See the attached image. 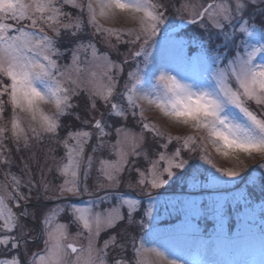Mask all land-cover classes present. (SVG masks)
<instances>
[{"label": "snow or ice", "instance_id": "snow-or-ice-1", "mask_svg": "<svg viewBox=\"0 0 264 264\" xmlns=\"http://www.w3.org/2000/svg\"><path fill=\"white\" fill-rule=\"evenodd\" d=\"M256 13L264 17V0H0V120L11 113L10 129L0 126V264H149L150 255L167 264H264V218L257 225L240 211L251 201L243 188L229 191L240 182L239 168L217 167L206 148L237 164L264 158V26L256 25ZM117 14L138 27L98 22ZM186 25H198L205 36L183 35ZM213 32L224 49L233 45L232 57L221 45L209 46ZM65 36L70 46L62 50ZM82 51L91 56L84 62L100 70L87 79ZM112 52L122 60H112ZM65 56L69 63L61 66ZM142 103L203 135L165 137L144 119ZM64 117L77 126L65 125ZM9 140L17 153H29L21 158L26 180L11 172ZM197 151L199 163L190 165ZM53 171L58 183L47 179ZM176 182L185 190L154 194ZM233 216L237 231L229 232ZM201 221L214 224L207 238ZM118 225L136 232L111 231ZM257 226L260 258L250 261L238 242ZM37 241L42 247L30 251Z\"/></svg>", "mask_w": 264, "mask_h": 264}, {"label": "rangeland", "instance_id": "rangeland-1", "mask_svg": "<svg viewBox=\"0 0 264 264\" xmlns=\"http://www.w3.org/2000/svg\"><path fill=\"white\" fill-rule=\"evenodd\" d=\"M197 2H202V0H190V3H197ZM251 12L252 10L249 9ZM263 18V19H262ZM171 20H176V15L174 12H172L170 16ZM98 22L101 24L104 28H111V29H118V30H129V29H136L138 27V24L135 21H132L127 18L126 14H117L115 18L105 20L103 18L98 17ZM255 23L257 26H264V17L259 15L258 13L255 14ZM194 26V27H193ZM186 31L182 32L183 35L186 36H191L194 38H203L205 36V33L201 31L198 25H186ZM91 31V29H89ZM217 41H221L220 36H218L215 32L212 33L211 35V41H210V47L215 48L217 45H221V51L226 53V57L230 58L232 57L235 52H234V47L233 45H228L227 49L223 48V42L221 41L220 43H217ZM113 43H115V39L113 38ZM61 49L63 50L66 48L65 46H60ZM69 47V46H67ZM98 47L100 48L101 51H107V49L104 48V45L102 43H98ZM120 50L123 52L125 50L124 45H120ZM194 51V49H193ZM115 59L113 58V55L111 54V59L114 61L122 60V57L119 56L116 52H112ZM81 67L83 68V71L81 72V77L87 79L89 76V73L92 71L99 72V69H96L91 62L85 63L84 61H90L91 56L90 52H81ZM59 63L61 66L69 63V57L65 56L59 60ZM224 63H227V59H225ZM128 71V66H125V72ZM123 83V78H121V85ZM119 90V88H118ZM82 103V101H81ZM45 110V112L51 114L55 112V108L53 105H43L42 106ZM141 107L144 108V119L148 121L151 124H155L156 127L160 130V132L165 136H172V137H183L187 135H193L200 137L203 134L200 132L193 131L190 128L187 127H182L177 125L174 121L170 120L169 118L165 117L158 109H156L153 106H149L146 103H142ZM252 108L255 110L256 106L253 104ZM11 115V114H10ZM22 123L24 127L28 126L29 123V118L23 114L20 113ZM63 123L65 125H71L73 127H76L77 124L76 122L72 121L71 118L69 117H64L62 118ZM6 125L3 120H0V126ZM10 129V127H9ZM137 131L139 130L138 128L136 129ZM64 131L61 132V135H64ZM176 142L175 140L173 141V146H175ZM207 152L210 155L212 161L216 164L217 167L223 168V169H228V168H239L240 170V177H238V180L240 181L234 189H230L229 191H234L236 189H245L246 195L250 197V205L248 210H245L243 206H241L240 211H249L251 215L255 217V222L258 225L259 222L261 221L262 218H264V191L261 190V186L264 185V169H259L258 165L261 163H264V158H261L260 156L254 155L253 158L248 159L244 158V162L242 164H237L236 161H234L231 157L225 158L217 154L212 148L210 144H206ZM90 151V146L88 150L85 152V156L88 155V152ZM58 157L63 155V149L59 148L58 149ZM199 151L196 153L192 154V157L190 159V165H196L199 163ZM97 155H101L100 153H97ZM103 155L107 156V153H103ZM185 158H189L188 153H183ZM42 162V161H41ZM19 166L16 168L14 167L11 169V172L16 174L17 176H20L22 180H26L28 177L24 175L21 171L23 168V164L21 162H18ZM17 165V164H16ZM96 164L94 163L93 168L91 170V175L88 179V184L91 187L96 179ZM148 165L141 160L140 167H147ZM34 168V175H35V166ZM256 169V172H253V170ZM135 175V174H133ZM50 177V178H49ZM252 178L255 183H249V178ZM38 179L39 177L36 176ZM127 178V177H126ZM47 179L53 183H58L60 179L58 178L57 174L55 171L51 172L50 174H47ZM5 182L4 180V172L3 170H0V185H2ZM8 183L10 184L11 181L9 180ZM185 189H182L180 186L179 182L173 183L170 186H166L165 188H162L159 190L158 194L161 197H168L174 194H177L181 191H184ZM121 191H131V194L133 196L137 195L136 191L133 190H128L124 187L121 188ZM70 199H76L75 197H70ZM87 199V197H85ZM141 199H145L143 196H141ZM14 211L19 212L20 209H14ZM61 221L67 219V217L62 216L59 218ZM166 220H163L161 223V227H164L167 223H165ZM202 231L204 232L205 238H207L208 233L211 232V230L214 227V224L212 221H208L207 224H205L203 221L199 222ZM226 229L229 232H236L237 231V221L235 217L231 218L229 222L226 225ZM76 229L73 227L71 229L72 233H75ZM111 231H115L118 233H125L127 234H132L136 232V229H124L122 225H118L117 228L112 229ZM243 231V230H242ZM108 232H102L100 237H99V242L102 244L103 241L107 238ZM126 235H122L121 238H126ZM162 241H167V237H162ZM239 248L240 251L242 252V258L248 259L250 261H255L259 260L260 258V230L259 227H251L248 231L243 232L242 236L239 238ZM42 245H37V246H29L30 251L34 250H39ZM191 252L195 251V248L190 250ZM231 255V250H226L225 252V257L224 258H229ZM219 258V257H218ZM149 264H167L166 260L162 259H157L155 256H148Z\"/></svg>", "mask_w": 264, "mask_h": 264}, {"label": "trees", "instance_id": "trees-1", "mask_svg": "<svg viewBox=\"0 0 264 264\" xmlns=\"http://www.w3.org/2000/svg\"><path fill=\"white\" fill-rule=\"evenodd\" d=\"M262 19H263V18H262ZM193 27H194V26H193ZM220 42H221V41H217V43H220ZM60 46H65V47L70 46V38L67 37V36H65L64 39L61 40V42H60ZM112 55H113V53H112ZM113 58L115 59L114 55H113ZM255 109H256V108H255ZM10 114H11V113H10V108H9V110H8L7 113H6V118L4 119V122H5V124L7 125V127H10V124L7 123V120L10 118ZM8 143H9V146L13 148L12 159H13L14 162H13V164H12V166H11V169H13L14 167L16 168L17 166H19L18 162H21V158H22V157H23L25 160H27L29 153H27V152H19V153H17V152L15 151V147H14L13 142H12L11 140H9ZM16 164H17V165H16ZM0 170H3V168H0ZM49 178H50V177H49ZM165 223H168V221L166 220ZM37 245H40L39 241H37L36 244H32V245H30V246L33 247V246H37Z\"/></svg>", "mask_w": 264, "mask_h": 264}]
</instances>
